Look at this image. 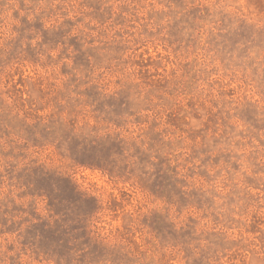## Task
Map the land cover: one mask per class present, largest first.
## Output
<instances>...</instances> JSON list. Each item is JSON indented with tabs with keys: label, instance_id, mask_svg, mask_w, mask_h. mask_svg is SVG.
<instances>
[{
	"label": "rangeland",
	"instance_id": "1",
	"mask_svg": "<svg viewBox=\"0 0 264 264\" xmlns=\"http://www.w3.org/2000/svg\"><path fill=\"white\" fill-rule=\"evenodd\" d=\"M0 264H264V0H0Z\"/></svg>",
	"mask_w": 264,
	"mask_h": 264
}]
</instances>
